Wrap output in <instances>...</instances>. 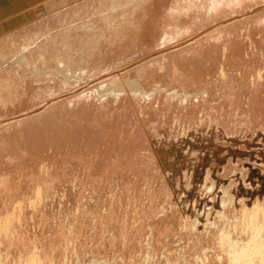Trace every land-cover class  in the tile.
I'll list each match as a JSON object with an SVG mask.
<instances>
[{
  "label": "rangeland",
  "instance_id": "obj_1",
  "mask_svg": "<svg viewBox=\"0 0 264 264\" xmlns=\"http://www.w3.org/2000/svg\"><path fill=\"white\" fill-rule=\"evenodd\" d=\"M3 1L93 31L0 87V264H264V0Z\"/></svg>",
  "mask_w": 264,
  "mask_h": 264
},
{
  "label": "bare ground",
  "instance_id": "obj_2",
  "mask_svg": "<svg viewBox=\"0 0 264 264\" xmlns=\"http://www.w3.org/2000/svg\"><path fill=\"white\" fill-rule=\"evenodd\" d=\"M219 1L220 0H215L213 3V8H216L217 5H219ZM112 6V5H111ZM7 7H8V3L6 1L0 2V13L2 12H7ZM220 7V6H219ZM13 7H11L12 9ZM210 8V7H209ZM212 11V9H211ZM32 13V11H31ZM30 14V13H29ZM34 14V12L32 13V15ZM35 15V14H34ZM37 15V13H36ZM35 15V18L37 17ZM27 15H25L26 17ZM29 16V15H28ZM94 16V15H93ZM105 16V15H103ZM209 16V15H208ZM15 17V16H14ZM21 17V16H20ZM20 17H17L13 20V24L17 23L18 21H20ZM23 17V16H22ZM33 17V16H32ZM47 17V16H46ZM92 17V16H91ZM27 18V17H26ZM53 18V16L51 17ZM74 18V17H73ZM83 18H88V16L83 17ZM95 18V17H94ZM97 18V17H96ZM106 18V17H105ZM28 19V18H27ZM107 19V18H106ZM37 20V19H36ZM81 20V19H80ZM85 20V19H84ZM90 20V19H89ZM2 21V20H1ZM40 21V19H39ZM42 21V20H41ZM79 21V20H78ZM108 21V20H107ZM31 22V21H30ZM33 22V21H32ZM35 22V20H34ZM45 22V21H44ZM56 22V21H55ZM58 22V21H57ZM71 24L69 26V28L66 30V38L64 39L63 37V33L62 35L59 34H54V35H50L46 32H41L39 35L36 33L34 36L30 35L26 33L22 30H20L19 28L16 30L12 29V27H10L8 29V27H5L4 25L0 24V87H2V89H5V85L7 82H9L11 80L12 77H10L11 75V71H13V69L15 68V65H17L16 67L19 68H26L28 71H30V73L34 74L35 76H37L38 78H40L39 74H41L43 77L44 75H49V76H55L59 75L61 76L62 73V77H63V81H65V83L67 81L70 80V78L73 77V75L76 72H80L82 70V68L79 69H74L72 67H68L69 65H72L75 63L74 58L72 56V52L75 49V44L74 42L77 41L76 38L79 39V37L81 38V36H73L72 34H70L72 32V30L74 29H78L79 27H81L82 29L84 28H88V31H93V29L91 27H89L88 22L89 21H84L82 24H80V26H76L75 23H77V21L74 23L73 21H70ZM60 23V22H59ZM64 23V22H63ZM81 23V22H80ZM39 24V23H38ZM62 24V23H61ZM183 24V23H182ZM16 25V24H15ZM52 25V23H51ZM180 25V24H179ZM25 26V24H24ZM27 26V25H26ZM60 26V25H59ZM62 26V25H61ZM60 26V27H61ZM183 26V25H182ZM17 27V25H16ZM176 27V26H175ZM37 28V27H36ZM64 28V27H63ZM180 28V27H179ZM24 29V28H22ZM27 29V28H25ZM57 30V28H55ZM66 29V28H65ZM20 30V31H19ZM60 30V29H59ZM177 30V29H176ZM41 31V30H40ZM52 31V30H51ZM58 31V30H57ZM98 32V28L96 30ZM103 31V30H102ZM19 35H18V33ZM31 32V30H30ZM50 32V31H49ZM55 32V31H54ZM17 33V34H16ZM76 33V32H75ZM96 33V32H95ZM77 34V33H76ZM18 35V36H15ZM81 35V34H80ZM87 35V34H86ZM160 35V34H159ZM166 35V33H165ZM73 36V37H72ZM157 39V38H156ZM155 39V40H156ZM165 39V38H164ZM99 40V39H98ZM78 42H80L79 45V49L81 50V52H83L85 49H87L88 47V41L87 39H80L78 40ZM101 42V41H100ZM99 43V42H98ZM91 44V42H90ZM93 45V44H92ZM96 46V45H95ZM63 47V48H62ZM87 47V48H86ZM90 49V48H89ZM89 49H87L86 51L90 52ZM76 50V49H75ZM87 57V55H86ZM171 57V56H170ZM76 58V57H75ZM104 58V57H103ZM204 58V57H202ZM201 58V59H202ZM85 59V53L83 54L82 60ZM108 59V58H107ZM104 60V59H103ZM165 60V59H164ZM86 61V60H85ZM100 62V61H99ZM79 63V62H78ZM9 64H12L14 67H10ZM52 65V66H50ZM152 65V64H151ZM150 65V66H151ZM154 65V64H153ZM7 66V67H6ZM52 67V68H50ZM15 70V69H14ZM15 72H17V70H15ZM83 72V71H82ZM26 73V72H25ZM28 73V72H27ZM15 74V73H14ZM77 74V73H76ZM29 75V74H28ZM83 75V74H82ZM32 77V75H30ZM76 76V75H75ZM78 76H81L78 75ZM118 77V76H117ZM17 78V77H15ZM20 78V77H19ZM28 77H26L27 79ZM112 78V77H111ZM53 79V78H51ZM50 79V81H51ZM114 79V78H113ZM16 80V79H15ZM19 80V79H18ZM28 80V79H27ZM111 80V79H110ZM109 80V81H110ZM17 81V80H16ZM21 82V81H20ZM24 82V81H23ZM105 82V81H104ZM107 82V81H106ZM17 83V82H16ZM19 83V81H18ZM64 83V84H65ZM13 84V83H12ZM102 84V83H101ZM44 85V84H43ZM105 85V84H104ZM103 85V87H105V91H113V93H115L114 91H120V85H119V81H110L109 83H107L105 86ZM9 86V85H8ZM12 86V85H11ZM10 86V88H12ZM99 87V86H98ZM102 87V86H101ZM101 87L99 88V90L101 89ZM17 88V87H16ZM14 88V89H16ZM9 89V88H8ZM98 88H96L97 90ZM103 89V88H102ZM10 90V89H9ZM89 90V89H88ZM95 90V89H94ZM99 90L97 93H99ZM136 90V89H135ZM83 91V90H82ZM3 92V91H2ZM18 92V91H17ZM5 93V92H4ZM79 93V92H78ZM94 93V92H92ZM87 94V93H86ZM102 95V94H101ZM107 95V93H106ZM143 96V95H141ZM93 97V96H92ZM82 100V99H81ZM13 101V100H12ZM91 115V114H90ZM93 115V114H92ZM226 198L223 199V201ZM256 229V228H254ZM254 231V230H253ZM228 235V234H227ZM230 236V235H229ZM224 238H227L224 237ZM223 238V234H222V239ZM221 239V240H222ZM229 239V238H228ZM255 241V239L253 240ZM224 242V241H223ZM257 242V241H256ZM225 243V242H224ZM236 243V242H235ZM232 244V243H231ZM248 244V243H247ZM256 244V243H255ZM258 245V244H256ZM263 245V244H262ZM243 247V246H242ZM245 248V247H244ZM257 247H254V249ZM261 248V247H259ZM258 248V250H259ZM230 249V248H229ZM252 249V254H253V248ZM250 249V250H251ZM264 250V246L262 248ZM261 249V250H262ZM244 250V249H243ZM256 250V249H255ZM254 250V251H255ZM249 251V250H248ZM260 251V250H259ZM236 252V251H235ZM246 252V250L244 251ZM237 253V252H236ZM241 253V252H240ZM239 253V254H240ZM243 253V252H242ZM241 255L243 256L244 253ZM256 254H258L259 252H255ZM238 254V253H237ZM238 254V256H240ZM247 254H250L247 252ZM246 254V255H247ZM251 254V255H252ZM255 255V254H254ZM260 255V254H259ZM263 255V254H262ZM236 256V257H238ZM250 256V255H249ZM246 257L244 259H240L236 258L234 255L232 256L236 258V260L232 261V263L234 262V264H253L252 263V258L250 259V257ZM241 257V256H240ZM243 258V257H242ZM264 258V257H262ZM261 258V259H262ZM251 260V261H250ZM263 260V259H262Z\"/></svg>",
  "mask_w": 264,
  "mask_h": 264
}]
</instances>
